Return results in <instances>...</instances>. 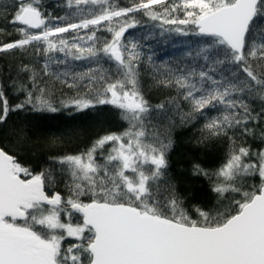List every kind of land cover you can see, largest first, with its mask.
I'll list each match as a JSON object with an SVG mask.
<instances>
[{"label":"snow or ice","instance_id":"obj_1","mask_svg":"<svg viewBox=\"0 0 264 264\" xmlns=\"http://www.w3.org/2000/svg\"><path fill=\"white\" fill-rule=\"evenodd\" d=\"M41 3L14 0L9 23L19 25L21 38L0 45V52L35 44L37 55L44 58L43 74L57 80L71 73L53 72V64L73 60L96 65L69 84L86 81L95 99L82 96L68 103L78 110L112 105L129 126L101 136L84 152L56 160L70 178L67 200L59 192L46 193V186L55 183L51 169L34 172L0 148V264H264V150L237 148L233 139L226 161L212 174L219 206L195 208V219L174 190L162 199L171 141L147 131L145 120L153 109L139 80L144 54L138 43L122 41L126 31L139 24L130 14L141 10L165 32L202 37L196 56L205 63L199 70L185 66L162 71L153 66L157 84L176 89L177 97L169 104L179 108L177 100H183L189 105L182 119L217 111L204 125L210 136L241 128L242 134L254 135L249 122L264 119V103L255 114L249 105L252 99L264 102V28H259L264 0H139L131 7H119L113 0H67L66 7L74 10L56 19H79L64 26L44 17ZM181 11L183 18L173 15ZM82 29L89 32L80 35ZM101 30L111 39L98 37ZM70 31L76 33L70 39L61 35ZM103 61L115 65V79ZM22 71L30 73L32 90L20 85L26 99L15 108L31 104L35 110L56 111L37 82L39 72L29 65ZM165 107L160 104L156 110ZM2 111L0 123L10 111L6 99ZM194 171L209 176L199 165ZM256 175L258 185L236 183ZM62 213L67 223L61 221ZM74 213L82 216V223L71 222ZM66 237L76 242L64 248Z\"/></svg>","mask_w":264,"mask_h":264},{"label":"trees","instance_id":"obj_2","mask_svg":"<svg viewBox=\"0 0 264 264\" xmlns=\"http://www.w3.org/2000/svg\"><path fill=\"white\" fill-rule=\"evenodd\" d=\"M113 2L119 7H131L139 0H113ZM168 2L171 3L172 0ZM66 4L67 0H42L40 10L44 17L61 26L78 22L77 17H70L64 21L56 19L74 10L68 9ZM13 5L14 0H0V45L21 38L16 31L19 25L9 23L15 12ZM153 7L160 10L159 5ZM130 15L134 16L139 24L135 28L128 29L122 41L125 44L129 41L138 43L140 51L144 54L140 64L139 80L141 92L153 109L145 120L147 131L150 136L158 134L165 143L171 141L166 151L167 168L160 185L161 198L174 190L183 201L182 206L195 219V208L212 210L219 206L217 194L212 191L217 182L215 175L212 174L226 161L233 139L237 148L247 147L253 153L264 150V140L261 139L264 134V119L249 122L248 127L253 130L254 135L242 134L241 128L229 130L227 135L217 137L210 136L204 128L208 119L219 115L217 111L208 109L205 110L204 115L182 119V114L190 111L189 105L183 100H177L179 108L176 104L168 103L177 97V91L174 87L157 84L158 77L153 75V66L162 71L165 67L176 69L185 66L199 70L205 61L196 56V51L203 38L192 34L182 35L174 31L165 32L156 26L159 21H151L144 15L143 10ZM173 15L183 18L182 11ZM259 28H264V20L260 22ZM88 32L89 30L82 29L80 35ZM61 35L70 39L76 33L70 31ZM97 36L101 39H111V35L103 30L98 31ZM149 56L152 58L151 62L148 61ZM102 63L104 69L108 70L115 79V65L108 61ZM43 64L44 58L37 55L35 44L25 49L0 52V90L4 92V99L7 100L10 109L6 121L0 123V148L15 156L23 166L34 172L51 169L55 183L46 186V193L51 195L59 192L67 200L70 193L66 185L70 178L60 171L56 160L66 155L84 152L101 136L121 133L129 125L121 118L120 110L112 105L94 104L89 108L78 110L68 103L82 96L95 99V90H90L86 81L83 83L77 81L72 87H69V84H72L75 75L85 73L96 65L87 61L73 60H69L67 65L53 64V72L71 73L67 78H61V80L67 79V83H62L55 76L44 75ZM23 65H29L39 72L37 82L45 89V94L56 111L35 110L31 104H25L20 109L15 108L26 99V91L20 90V85L32 90L30 73L22 71ZM4 99H0V115L3 114ZM262 103L264 102L258 99L249 101L254 114L261 112ZM66 104L68 106H65ZM160 104H165L164 111L156 110V106ZM110 147V144L105 146L104 155H107ZM97 160L103 163L99 153ZM252 161L256 162L254 156ZM197 165L206 170L209 176L197 174L194 171ZM236 183L245 187L253 183L258 185L260 178L258 175L240 177ZM236 198L238 199L239 196ZM61 221L68 222V217L63 213ZM71 222L82 223L80 214L74 213ZM75 242L74 238L66 237L62 241V247L67 248L69 244Z\"/></svg>","mask_w":264,"mask_h":264},{"label":"water","instance_id":"obj_3","mask_svg":"<svg viewBox=\"0 0 264 264\" xmlns=\"http://www.w3.org/2000/svg\"><path fill=\"white\" fill-rule=\"evenodd\" d=\"M33 31H35V30H33ZM81 216V215H80ZM81 221H82V216H81Z\"/></svg>","mask_w":264,"mask_h":264},{"label":"rangeland","instance_id":"obj_4","mask_svg":"<svg viewBox=\"0 0 264 264\" xmlns=\"http://www.w3.org/2000/svg\"><path fill=\"white\" fill-rule=\"evenodd\" d=\"M72 238V237H71Z\"/></svg>","mask_w":264,"mask_h":264}]
</instances>
